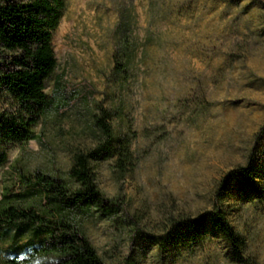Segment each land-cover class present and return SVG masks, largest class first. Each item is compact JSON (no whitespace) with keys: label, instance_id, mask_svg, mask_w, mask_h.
<instances>
[{"label":"rangeland","instance_id":"1","mask_svg":"<svg viewBox=\"0 0 264 264\" xmlns=\"http://www.w3.org/2000/svg\"><path fill=\"white\" fill-rule=\"evenodd\" d=\"M120 10L136 15L126 77L113 59ZM51 43L44 91L60 76L70 100L56 123L34 128L36 139L10 147L0 197L18 171L67 178L70 149L91 143L87 118L100 104L133 153L123 174L115 156L92 162L99 189L120 205L81 218L107 263L238 264L211 231L218 209L264 264V0H64ZM13 108L0 90V110ZM171 221L180 225L159 247ZM11 242L0 243V260Z\"/></svg>","mask_w":264,"mask_h":264},{"label":"trees","instance_id":"2","mask_svg":"<svg viewBox=\"0 0 264 264\" xmlns=\"http://www.w3.org/2000/svg\"><path fill=\"white\" fill-rule=\"evenodd\" d=\"M63 8L64 0H0V90L10 95L14 105L12 111L0 110V167L6 164L11 146L24 147L36 139L34 128L47 121L56 123L70 100L60 76L55 77L50 96L44 91L56 68L51 40ZM135 23L132 11H119L113 59L123 77L129 74ZM87 128L91 143L70 149L67 178L39 169L18 171L14 183L4 187L0 243L9 238L12 242L0 264H109L81 225L82 216H109L120 209L117 199L107 198L99 189L92 162L115 156L114 168L123 174L133 165V153L128 137L115 129L110 109L97 104L89 111ZM256 190L263 198V191ZM210 218L211 231L227 242L230 257L238 264H254L246 254L244 239L224 212L216 209ZM174 222H170L167 236L154 241L159 247L174 237L173 231L180 225ZM202 224L198 221L191 227Z\"/></svg>","mask_w":264,"mask_h":264}]
</instances>
